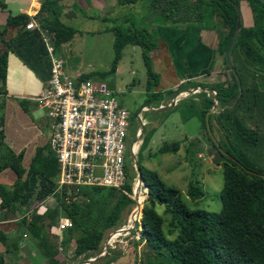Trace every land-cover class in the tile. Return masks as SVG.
Here are the masks:
<instances>
[{"label":"trees","instance_id":"16d2710c","mask_svg":"<svg viewBox=\"0 0 264 264\" xmlns=\"http://www.w3.org/2000/svg\"><path fill=\"white\" fill-rule=\"evenodd\" d=\"M62 1H43L36 15L32 17L40 30L50 35V42L54 49L70 41L77 33V30L70 27L62 18L64 11ZM117 1L119 5H131L142 0ZM233 1L238 6L240 2H245L251 16L250 25L241 24L228 55L229 57L231 53H234L245 74H250L253 79L252 86L242 89L241 74L235 70L240 83L238 98L237 85L224 58L227 43L236 24ZM149 6L154 8L162 19L177 27L193 22L205 29L208 26L205 24L207 18L222 27L223 33L218 38L216 52L222 58L227 82L208 86L186 85H192L190 88L208 87L215 93L216 106L219 108L229 106L237 100L233 108L220 114L208 115V127H210L209 121L214 119L223 132L222 140L227 141L231 133H237L241 146L247 148L254 146L257 141L256 133L240 123L239 118L242 108L246 104L249 105V97L260 92L256 88V81H264V0H149ZM28 21L29 17L25 14L8 16L5 27H24ZM211 27H214V24ZM105 31L113 34V59L108 73L114 72L125 46H138L141 49L146 70V87L150 89L156 86L157 77L151 70L148 57L149 51L155 47V41L150 38V34L142 29L120 26L106 28ZM3 70L4 59L0 57V78L3 77ZM86 79H88L87 75H81L80 80ZM186 85L163 93L171 99L174 94L182 91L180 88ZM200 94H202L201 108L197 109L196 102L191 101V103L196 108L198 118L205 130L204 117L212 106L214 95L209 94L205 97V93ZM147 142V137H144L139 148L144 147ZM210 144L211 156L215 164L220 166L222 173V187L217 195L220 201L218 212L186 208L177 189L164 185L156 173L145 169L136 160L146 193L142 201L140 238L137 242L143 240L144 243L132 264H264V169L255 168L246 154L235 145L229 144L228 148H225L220 147L216 142L210 141ZM178 149V143H171L160 146L157 152L175 154ZM53 161L55 163L54 158ZM5 166L10 167L16 176V181L10 189L0 185V210L9 211V208H13L23 191L27 189L28 176L33 171L27 172L24 180H21L24 170L18 159L6 158L0 170ZM53 169L55 174L57 170L55 164ZM38 174L51 181L43 169ZM64 190L65 188L55 193L54 197L61 214L71 224V228L66 230L65 240L70 238L74 230L95 242H100L105 231L111 229L115 231L118 228L115 226L121 213L133 204L130 198L132 193L130 180L123 185L125 194L110 188L82 187L79 189V199L69 198V201L65 202ZM116 195L118 197L111 205L109 214L99 225L95 221L92 223L87 221V215L90 216L93 211H99V209L95 211L97 207L93 210L92 206L97 204L104 207L107 201ZM185 195L191 202L203 196L197 181L187 184ZM82 207L86 208L85 213ZM156 207L162 209V214L156 211ZM134 231L135 229L132 233ZM113 259L114 257H106L98 264H111Z\"/></svg>","mask_w":264,"mask_h":264},{"label":"crops","instance_id":"0c3cea01","mask_svg":"<svg viewBox=\"0 0 264 264\" xmlns=\"http://www.w3.org/2000/svg\"><path fill=\"white\" fill-rule=\"evenodd\" d=\"M43 1L46 0H0V57L4 59V74L0 78V166L6 158L14 157L24 170L21 180L27 172L33 171L29 173L28 187L19 201L9 211L0 210V264H84L87 260L92 261L89 264H98L106 257H114L111 264H132L143 243L131 242V232L129 236H122L113 248L106 249L104 244L110 231L100 242H95L74 230L65 240L66 230L71 227L59 228V223L68 219L61 214L54 197V161L48 147L47 119L34 100L49 77L44 40L50 42V35L40 30L33 18L34 29L5 27L8 16L25 14L34 17ZM138 2L128 7L132 8ZM61 3L64 9L62 18L74 7L87 18L99 20L114 16L123 6L117 0H114V5L110 0H63ZM240 3L245 6L243 13L240 12L241 24L248 26L251 24L250 13L246 3ZM150 9L154 16L165 22L150 29L156 37L155 47L148 53L151 70L157 77L156 85L161 92L174 91L186 84L208 86L227 82L222 58L216 52L218 38L223 33L220 25L213 21L214 27L205 29L193 22L177 27L162 19L154 8ZM78 74L83 76L75 72L72 77ZM246 75L244 85L249 87L253 79L250 74ZM262 83L264 81H256L258 91H261L258 88ZM190 87L180 92L177 102L190 99L197 103L198 109L202 105L200 93H205V97L213 94L208 87L204 90ZM186 90H191L189 95L183 93ZM169 103L162 100L157 107ZM35 109L41 111L46 121L44 127L35 116ZM42 169L51 181L38 174ZM15 181L16 176L10 167L0 170L1 186L10 189ZM118 245L123 249L117 248L120 247Z\"/></svg>","mask_w":264,"mask_h":264},{"label":"rangeland","instance_id":"374dc122","mask_svg":"<svg viewBox=\"0 0 264 264\" xmlns=\"http://www.w3.org/2000/svg\"><path fill=\"white\" fill-rule=\"evenodd\" d=\"M110 2H113L114 5V0H110ZM239 5L241 8L240 12L243 13L245 6L242 3ZM128 6L119 7L114 16L106 20L89 19L84 13L73 7V11L69 12L74 13L75 18H72L71 14L66 12L70 19L64 20L70 27L76 29L77 33L73 35L69 42L56 48L55 54L62 59L63 70L68 76L72 77L75 72L87 75L90 81L103 83L113 93L117 103L129 113L128 143L134 141L136 132L139 135L140 128H142V133L135 141L134 160H137L145 169L156 173L164 185L177 189L186 208L218 212L220 201L217 195L222 187L221 168L215 164L211 156L210 141H213L210 138L208 140L209 134L206 129L204 130L191 100H179L171 108L163 111H154L160 101L169 102L170 97H166L165 93L161 92L157 85L150 87V89L146 87V70L143 65L142 52L138 46H125L121 51V56L114 72L108 73L113 59V34L106 32V28L120 26L123 28L142 29L147 31L153 40L156 34L150 29L155 27V24L162 25L165 23L153 15L149 0H142L132 8ZM205 24L211 27L213 23L210 18H207ZM229 59L230 65L234 70L241 74L242 89L246 88L244 85L245 77H247L245 70L234 53L230 54ZM262 84L258 88L261 91L249 97V105L247 106L246 104L242 108L239 118L240 123L256 133L257 141L254 146L249 148L241 146L237 133H231L232 135L230 134L227 137V141L222 140V130L216 125L214 119L209 121V133L214 142L225 148H228L229 144L235 145L237 149L246 154L252 165L260 170L264 169V83ZM188 86L192 85H186L180 89L184 90ZM142 107L147 110H142ZM35 113V116L41 120L44 127L46 121L41 111L35 109ZM223 128L225 127L223 126ZM144 137H147L148 142L144 147L139 148ZM171 143H178L179 145V149L175 154H159L157 152L160 146ZM229 151L232 152L230 149ZM130 161L131 159H126L125 165L130 171L128 180H130L131 187L134 189L136 183L135 164L133 160L130 164ZM53 164L57 168L56 163ZM195 181L198 182L203 196L191 202L186 197L185 191L187 184ZM117 197L118 195L114 196L113 199H109L104 207L97 204L92 206L93 210L97 207L95 211L98 209L99 211H93L90 216L87 215V221L91 223L95 221L99 225L109 214L110 207ZM141 197H143V201L145 198L144 194ZM142 201H140V206L136 208L138 214L135 215V218L137 220L141 218ZM133 208L134 204L121 213L115 228L125 227L129 213ZM81 209L84 213L86 212V208L82 207ZM156 211L162 214L161 208L156 207ZM165 218L167 217L165 216ZM106 233H108V230L104 232V236ZM133 235L130 236V239H133L131 242L135 243ZM122 236L118 237L114 243L118 244L119 240L123 238ZM118 246L120 247L117 248L123 249L121 245ZM125 251L127 250L125 249Z\"/></svg>","mask_w":264,"mask_h":264},{"label":"built area","instance_id":"2783aa9c","mask_svg":"<svg viewBox=\"0 0 264 264\" xmlns=\"http://www.w3.org/2000/svg\"><path fill=\"white\" fill-rule=\"evenodd\" d=\"M24 28H36L32 17ZM44 41L49 77L34 100L47 119L48 147L57 165L53 193L65 188V202L69 198L79 199L82 187L110 188L125 194L123 185L130 173L125 160L131 159V164L136 149L135 141H127L129 113L117 103L103 83L80 80L79 74L68 76L51 42L48 39ZM137 135L138 132L135 137ZM145 193L141 183L140 201ZM135 212L128 217L125 227L115 230L119 231L118 235L110 232L106 249L113 248L118 237L127 236L134 229L133 236L138 242L140 219L135 218ZM70 226L69 220L59 223V228Z\"/></svg>","mask_w":264,"mask_h":264},{"label":"water","instance_id":"95a60500","mask_svg":"<svg viewBox=\"0 0 264 264\" xmlns=\"http://www.w3.org/2000/svg\"><path fill=\"white\" fill-rule=\"evenodd\" d=\"M232 4H233V7H234L235 12H236V24H235V28H234V30H233V32H232L230 38H229V41H228V43H227V46H226V49H225V52H224V58H225V64L228 66L229 71L232 73V75H233V77H234V80H235V83H236V85H237V88H238L237 98H238V97L240 96V83H239V79H238V76L236 75V72H235L234 68L230 65L229 58H228V54H229V51H230V49H231V46H232V44H233V42H234V40H235L237 34H238V32H239V29H240V26H241V22H242V21H241V14H240V10H239V6H238V4H237L235 1H233ZM68 13L71 14V17H72V18L75 17L74 13H72V12H68ZM63 18L66 19V20H69V19H70V17L68 16L67 13L63 15ZM200 90H204V89H201V88H200ZM190 91H191V90H190ZM190 91H189V90H186V91H184L183 93L189 95V94H190ZM206 91H207V90H206ZM213 95H214V96H213V99H212V106H211V108H210V111H211V112H207V113L205 114V117H204V125H205V129H206V131H207L208 134H209V138H210V140H212L213 143H215V142H214V139L212 138V136H211L210 133H209V127H208V114H209V113H211V114H220V113L224 112L225 110L231 109V108H233V106L235 105V103H236L237 100H234L229 106H226V107H224V108H222V109H218L217 106H216V101H215L216 96H215V93H214V92H213ZM180 96H181L180 92L174 94V95L172 96V98L170 99V103H169L168 105H166V106H159V107H157L156 109H154V111H163V110H166V109H168V108H171L172 106H174V103L176 102V100H177L178 97H180ZM141 133H142V128H140V133H139V135H140ZM139 135H138L137 137H135L134 141H136V140L138 139ZM133 162H134V164H135L136 183H135V185H134V189H133V192H132V201H133V204H134V208L130 211V215H129V216H131V214H133V212L136 211V208L138 207V205H139V203H140V202H138V198H139V193H140V188H141V183H142V182H141V176H140V173H139V169H138V167H137L136 160H134V157H133ZM139 201H140V200H139ZM141 214H142V213H141ZM113 234H114V235H118V234H119V231H114ZM107 239H108V237H107L106 240H105V244H104V246L106 245V241H107ZM105 248H106V246H105ZM95 259H96V258H95ZM91 262H92V261L87 260V261H85V262H83V263H84V264H89V263H91Z\"/></svg>","mask_w":264,"mask_h":264},{"label":"bare ground","instance_id":"6f19581e","mask_svg":"<svg viewBox=\"0 0 264 264\" xmlns=\"http://www.w3.org/2000/svg\"><path fill=\"white\" fill-rule=\"evenodd\" d=\"M141 198H140V196H139V198H138V202H140L139 200H140ZM140 206V204L138 205V207ZM137 207V208H138ZM138 214V211L136 210V212H135V215H137Z\"/></svg>","mask_w":264,"mask_h":264},{"label":"flooded vegetation","instance_id":"af4514ba","mask_svg":"<svg viewBox=\"0 0 264 264\" xmlns=\"http://www.w3.org/2000/svg\"><path fill=\"white\" fill-rule=\"evenodd\" d=\"M229 58V57H228Z\"/></svg>","mask_w":264,"mask_h":264}]
</instances>
